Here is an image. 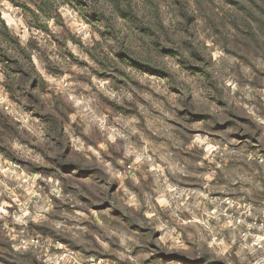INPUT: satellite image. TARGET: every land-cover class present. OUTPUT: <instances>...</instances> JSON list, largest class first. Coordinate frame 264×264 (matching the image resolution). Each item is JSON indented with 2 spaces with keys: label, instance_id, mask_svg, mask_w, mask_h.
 Returning a JSON list of instances; mask_svg holds the SVG:
<instances>
[{
  "label": "rangeland",
  "instance_id": "1",
  "mask_svg": "<svg viewBox=\"0 0 264 264\" xmlns=\"http://www.w3.org/2000/svg\"><path fill=\"white\" fill-rule=\"evenodd\" d=\"M255 221L264 0H0V264H264Z\"/></svg>",
  "mask_w": 264,
  "mask_h": 264
},
{
  "label": "trees",
  "instance_id": "2",
  "mask_svg": "<svg viewBox=\"0 0 264 264\" xmlns=\"http://www.w3.org/2000/svg\"><path fill=\"white\" fill-rule=\"evenodd\" d=\"M106 1H112V2H117L118 0H106ZM45 8V6H44ZM133 15V12L132 11H123L121 12L120 14V17L123 19V20H127L129 18V16Z\"/></svg>",
  "mask_w": 264,
  "mask_h": 264
},
{
  "label": "built area",
  "instance_id": "3",
  "mask_svg": "<svg viewBox=\"0 0 264 264\" xmlns=\"http://www.w3.org/2000/svg\"><path fill=\"white\" fill-rule=\"evenodd\" d=\"M253 225H254V228L259 231L264 230V221H255Z\"/></svg>",
  "mask_w": 264,
  "mask_h": 264
}]
</instances>
